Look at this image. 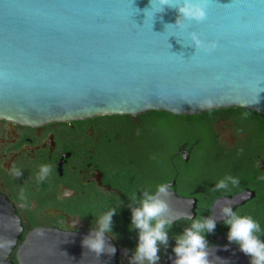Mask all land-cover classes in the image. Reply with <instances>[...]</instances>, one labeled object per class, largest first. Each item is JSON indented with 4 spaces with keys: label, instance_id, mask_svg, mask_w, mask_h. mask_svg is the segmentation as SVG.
Listing matches in <instances>:
<instances>
[{
    "label": "water",
    "instance_id": "1",
    "mask_svg": "<svg viewBox=\"0 0 264 264\" xmlns=\"http://www.w3.org/2000/svg\"><path fill=\"white\" fill-rule=\"evenodd\" d=\"M193 2L204 5L206 19L181 18L183 27H177L175 7L183 0H170L164 11L158 0H0V120L38 126L149 111L191 116L219 108L264 117V0ZM192 33L203 47L193 45ZM212 43L217 47L209 50ZM169 193L172 225L188 213L194 218L195 200ZM253 196L248 189L220 196L209 216L223 222L221 206L234 211ZM19 233L15 211L0 195V264ZM89 234L34 230L18 259L34 264L36 249L80 251L81 264H117L106 236L112 255L97 257L83 247ZM209 248L210 264H250L236 244Z\"/></svg>",
    "mask_w": 264,
    "mask_h": 264
},
{
    "label": "flooded vegetation",
    "instance_id": "2",
    "mask_svg": "<svg viewBox=\"0 0 264 264\" xmlns=\"http://www.w3.org/2000/svg\"><path fill=\"white\" fill-rule=\"evenodd\" d=\"M148 113L100 115L38 126L0 120V195L13 207L20 225L16 244L3 264H26L23 258L18 259V254L30 232L45 229L81 236L92 232L99 215L110 209H116V215L112 218V232L105 236L116 248L117 264H130L138 243V232L130 229L131 198L135 195L139 199L143 191L155 192L160 184H170V190L179 197L194 199V218L208 217L214 199L236 192L214 191L215 177L209 172L186 170L201 140L211 144L216 155L234 162L239 159L246 168L252 188L244 189L252 191L254 196L234 212L259 222L261 233L257 235L264 241L262 116L249 113L247 118H242L245 112L236 108L176 116L182 129V141L161 156L157 153L159 144L153 138ZM44 164L51 165V172L40 181L37 176ZM13 166L23 175L14 176ZM190 224L191 220L181 219L171 226L167 248L160 246L158 264L166 263L174 255L175 235ZM228 231L224 222L216 224L214 232L205 237L209 247L235 244L228 241ZM41 253L51 258L40 260ZM33 254L34 264L82 262L78 259L80 251L36 249ZM67 254L76 258H62L69 256Z\"/></svg>",
    "mask_w": 264,
    "mask_h": 264
},
{
    "label": "clouds",
    "instance_id": "3",
    "mask_svg": "<svg viewBox=\"0 0 264 264\" xmlns=\"http://www.w3.org/2000/svg\"><path fill=\"white\" fill-rule=\"evenodd\" d=\"M158 3L163 11L165 6L171 7L170 0H158ZM175 8L180 14L174 24L177 27H183L181 18L196 22L206 19V11L202 3L183 0V3ZM190 38L196 48L204 46L195 33H192ZM215 47H217L215 43L208 45L209 50ZM206 106L211 107V102H207ZM248 115L245 112L242 114V118H247ZM11 172L17 178L23 175L22 171L15 166ZM50 172L51 165H41L37 179L43 181ZM228 182H231L233 186L239 184L238 178L227 176L216 184L214 191L228 189ZM20 192L21 198H23V187ZM169 195V186L160 184L156 186L155 192L143 191L139 199L135 195L131 198L133 204L137 206L129 205L131 210L130 229L138 232V243L130 258V264H158L160 246L167 248L168 233L172 226L171 221L167 218L170 209L166 198ZM114 215H116V209H110L99 215L95 221V229L82 241L83 247L89 252L95 253L97 257L105 252L109 255L115 253V248L105 240V234L112 232ZM186 215L187 219L191 220V224L174 237L175 246L172 248V252L175 259L172 264H210V248L205 237L206 234L214 232L217 217L214 215L192 218L190 213ZM219 219H222L229 228L228 241L237 244L240 251L251 258L250 264H264V241L257 235L261 233L259 222L251 216L239 215L229 205L221 206ZM108 249L110 251H107Z\"/></svg>",
    "mask_w": 264,
    "mask_h": 264
},
{
    "label": "trees",
    "instance_id": "4",
    "mask_svg": "<svg viewBox=\"0 0 264 264\" xmlns=\"http://www.w3.org/2000/svg\"><path fill=\"white\" fill-rule=\"evenodd\" d=\"M239 111L259 116L255 112H250L241 108H236ZM152 119V133L153 138L159 144V150L157 153L164 156L170 152V150L178 145L182 141V129L178 124V118L170 113L163 111L154 112L149 111ZM264 123V117H261ZM243 163V162H242ZM187 171H206L215 177V186L220 181L225 179L227 176L238 178L239 184L233 186L231 182H228V189H221L224 193H234L244 188L251 187V177L247 172L246 168L241 166V160L236 162L230 161L225 157H220L215 154L212 149V145L205 143L202 140L196 147L192 163ZM220 179V180H218ZM252 215H256L255 209H252ZM200 218H203L200 216Z\"/></svg>",
    "mask_w": 264,
    "mask_h": 264
}]
</instances>
